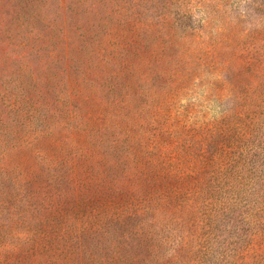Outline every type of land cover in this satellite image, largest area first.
<instances>
[{
    "label": "rangeland",
    "instance_id": "obj_1",
    "mask_svg": "<svg viewBox=\"0 0 264 264\" xmlns=\"http://www.w3.org/2000/svg\"><path fill=\"white\" fill-rule=\"evenodd\" d=\"M234 138L262 178L264 0H0V192L38 193L2 237L26 264H60L111 220L98 248L142 228L139 258L163 241L195 264L229 165L207 151Z\"/></svg>",
    "mask_w": 264,
    "mask_h": 264
},
{
    "label": "trees",
    "instance_id": "obj_2",
    "mask_svg": "<svg viewBox=\"0 0 264 264\" xmlns=\"http://www.w3.org/2000/svg\"><path fill=\"white\" fill-rule=\"evenodd\" d=\"M182 7L179 2V9ZM190 11L185 8L183 14H178L181 16L179 21L190 18ZM243 128L245 131L242 135L248 137L249 127L244 123ZM237 139L234 138L229 146L226 143L221 151H207L210 155L219 154L229 165L223 168L219 163L213 182L209 186V196L202 210L205 240L203 237L195 264H264V176H257L256 180L255 177L259 173L258 164L255 165L250 148L241 147L245 142ZM232 165L237 166L230 172L226 171ZM25 182L28 187L32 184L29 179ZM36 195L38 193L29 195L27 192H21L15 197L18 200L15 203L11 202L10 197L7 202L4 201L0 192V264H26L24 256L23 259L19 258L16 250H13L2 236L6 234V223L12 222L18 216L22 217L26 207L31 209L35 204ZM21 203H25L26 207H16V204ZM141 216L136 214L128 217L123 223L131 224L137 221V224H143ZM113 221L105 226L107 231L95 228L80 234L79 240L76 239V247L71 245L70 252L66 251L65 259L61 260L60 264H180L163 241L157 244V259L139 258L142 254L150 256L154 248H144L135 243L134 239L143 237V229L138 228V225V230L134 229L130 234L121 233V237L115 240L120 239L118 244L113 242V246L110 244L105 248H98V240H105L107 243L113 241L112 236L110 238L111 230L108 229L113 225ZM117 225L123 226L122 223ZM117 246L122 247L120 258L109 260L101 257L104 251L111 252L108 248ZM62 255L61 252L59 256Z\"/></svg>",
    "mask_w": 264,
    "mask_h": 264
}]
</instances>
